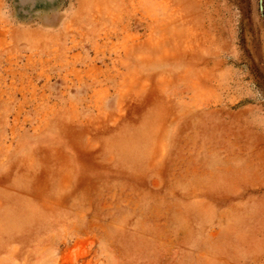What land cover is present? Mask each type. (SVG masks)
<instances>
[{
	"label": "rangeland",
	"instance_id": "rangeland-1",
	"mask_svg": "<svg viewBox=\"0 0 264 264\" xmlns=\"http://www.w3.org/2000/svg\"><path fill=\"white\" fill-rule=\"evenodd\" d=\"M0 264H264V0H0Z\"/></svg>",
	"mask_w": 264,
	"mask_h": 264
}]
</instances>
